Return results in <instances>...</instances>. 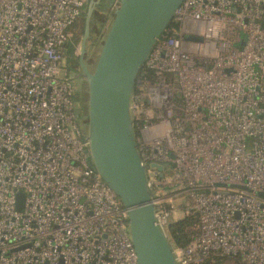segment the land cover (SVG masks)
Segmentation results:
<instances>
[{"label":"built area","instance_id":"built-area-1","mask_svg":"<svg viewBox=\"0 0 264 264\" xmlns=\"http://www.w3.org/2000/svg\"><path fill=\"white\" fill-rule=\"evenodd\" d=\"M88 2L0 0V264H136L65 74ZM130 114L177 263L264 264V0H183ZM181 216L195 218L183 248Z\"/></svg>","mask_w":264,"mask_h":264},{"label":"water","instance_id":"water-1","mask_svg":"<svg viewBox=\"0 0 264 264\" xmlns=\"http://www.w3.org/2000/svg\"><path fill=\"white\" fill-rule=\"evenodd\" d=\"M183 0H115L92 67L85 62L96 0L83 7L78 54L92 168L127 211L136 264H178L170 236L156 218L154 192L136 143L130 102L140 71L157 39L169 28ZM264 198V194H258ZM22 195H17L21 209Z\"/></svg>","mask_w":264,"mask_h":264},{"label":"trees","instance_id":"trees-1","mask_svg":"<svg viewBox=\"0 0 264 264\" xmlns=\"http://www.w3.org/2000/svg\"><path fill=\"white\" fill-rule=\"evenodd\" d=\"M94 24L97 25H102L104 26L105 22H100L97 18V16L94 18ZM83 22L82 25L79 26L78 28V33L75 36L76 40L78 38V36H82L83 35ZM65 56L67 58V62L71 65V66H76L77 68H79L78 66V56L75 55V46L73 45H68L66 47L65 50ZM94 62L92 60L89 61L88 64L92 65ZM75 101L77 104L80 103L81 101V93L80 92H76L75 97H74ZM84 108L82 106L78 107V111H83ZM195 221V218H188V217H181L179 218L177 221L172 222L169 225V232L170 235L172 237V240L174 242V244L177 247H181L183 248L186 244H188L189 242V235L186 232L185 228L187 226H189L190 224H192ZM227 261H231L234 264H241L239 258H229V257H216L214 258V261L212 262L211 259L205 260L204 262H202L201 264H223L224 262Z\"/></svg>","mask_w":264,"mask_h":264},{"label":"flooded vegetation","instance_id":"flooded-vegetation-1","mask_svg":"<svg viewBox=\"0 0 264 264\" xmlns=\"http://www.w3.org/2000/svg\"><path fill=\"white\" fill-rule=\"evenodd\" d=\"M114 3H115V0H99L98 5L95 7V11L93 13L92 21L90 24V38L88 40V42L90 43L88 45V49L90 51V54L88 56L89 60L94 61V59L92 57H93L95 51L98 49L99 44L102 42V38L104 37V32H105L104 31L105 24L108 21V19L111 18V9H112V6L114 5ZM96 16L100 22H105L104 26H102L100 24L96 26L94 24V20H95L94 18ZM83 25H84V18H83ZM85 60H86V58H85ZM89 60L86 61L87 64L89 63ZM78 65H79V60H78ZM88 66L91 67L90 64H88ZM65 74L71 80V82L74 84L76 92L81 93L80 104L83 107L84 89H83V86L81 84L78 86V82H79V80H81L80 67L77 68L76 66H71L67 62V58H65Z\"/></svg>","mask_w":264,"mask_h":264},{"label":"rangeland","instance_id":"rangeland-1","mask_svg":"<svg viewBox=\"0 0 264 264\" xmlns=\"http://www.w3.org/2000/svg\"><path fill=\"white\" fill-rule=\"evenodd\" d=\"M111 19H112V15H111V18L110 19H108V21L106 22V24H105V28H104V31L106 30V28L108 27V25H109V23H110V21H111ZM82 22H83V18H79L78 20H77V22L75 23V25H74V27L71 29V33H72V35H73V44H74V46H75V55H77L78 56V54H79V52H80V43H81V39H82V36H78V38H77V40H76V38H75V36L77 35V31H78V28H79V26H81L82 25ZM105 33V32H104ZM102 40H103V38H102ZM90 43L88 42V44H87V47H86V55H85V58H86V60H85V62L86 61H88L89 60V54H90V51H89V49H88V45H89ZM101 44H102V42L99 44V46H98V49L95 51V53H94V55H93V59H94V61L93 62H95V59H96V57H97V54H98V51H99V48L101 47ZM90 61V60H89ZM94 64V63H93ZM93 64L91 65V67L93 66ZM82 85L83 86V89H84V93H85V88H84V84H82V79L81 80H79V82H78V86L79 85ZM81 89V88H80ZM79 106H82L80 103H79V105H78V107ZM83 108H85V106H84V100H83ZM82 113H83V115H84V121H83V128H84V124H85V122H86V114H85V110H83L82 111ZM174 205L176 204L175 202L173 203ZM177 210H179L180 208H176ZM182 217V216H181ZM223 264H234L233 262H231V261H227V262H224Z\"/></svg>","mask_w":264,"mask_h":264},{"label":"crops","instance_id":"crops-1","mask_svg":"<svg viewBox=\"0 0 264 264\" xmlns=\"http://www.w3.org/2000/svg\"><path fill=\"white\" fill-rule=\"evenodd\" d=\"M96 2H98V3H99V0H96Z\"/></svg>","mask_w":264,"mask_h":264}]
</instances>
